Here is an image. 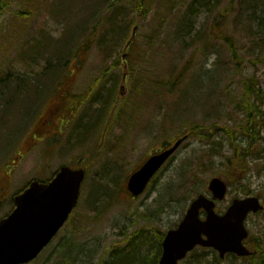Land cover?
Here are the masks:
<instances>
[{
  "label": "rangeland",
  "instance_id": "374dc122",
  "mask_svg": "<svg viewBox=\"0 0 264 264\" xmlns=\"http://www.w3.org/2000/svg\"><path fill=\"white\" fill-rule=\"evenodd\" d=\"M110 1L113 8L108 0H0V180L7 178L0 218L30 180L64 164L87 170L78 218L31 264H109L113 247L134 238L146 243L136 258L152 254L194 197H211L215 175L229 183L219 212L248 194L264 204V0ZM105 17L126 20V39L110 53L105 41L117 31L102 42L100 25L93 48L64 69L47 99L59 77L52 65ZM246 82L256 85L254 95ZM109 90V104L92 103L98 94L109 99ZM184 132L134 198L128 177ZM246 227L245 242L259 254L221 258L199 246L180 264H264V209L250 213Z\"/></svg>",
  "mask_w": 264,
  "mask_h": 264
},
{
  "label": "water",
  "instance_id": "95a60500",
  "mask_svg": "<svg viewBox=\"0 0 264 264\" xmlns=\"http://www.w3.org/2000/svg\"><path fill=\"white\" fill-rule=\"evenodd\" d=\"M186 138L187 135L149 156L128 178V189L134 196L145 191L151 178ZM86 174L82 167L63 165L48 181L34 179L15 195L13 211L0 220V264L26 263L39 255L77 207ZM208 188L213 198L205 194L195 197L180 224L165 233L158 264H178L199 245L218 250L221 257L228 252L241 256L252 254L244 242L249 236L245 219L250 212L264 209L260 198L252 195L237 197L222 214L215 206L217 199H225L227 180L214 176ZM202 210L206 211L204 219L200 216Z\"/></svg>",
  "mask_w": 264,
  "mask_h": 264
},
{
  "label": "trees",
  "instance_id": "16d2710c",
  "mask_svg": "<svg viewBox=\"0 0 264 264\" xmlns=\"http://www.w3.org/2000/svg\"><path fill=\"white\" fill-rule=\"evenodd\" d=\"M108 1H109V7L113 8L115 6L113 4V2L110 1V0H108ZM141 4L143 5V3H139V5H141ZM256 15L257 14L255 12L254 13V17ZM102 18L99 19L97 22H95V24L92 23L93 26H92L91 30L89 32H87V33H84L85 37H84V39L81 42H78L77 44H75V46L73 44L71 53H69L68 55L63 56V57L60 56L61 58L58 59L59 60L58 64L52 65L51 70L55 69L56 67L59 70L58 71L59 77H58L57 81L53 84L52 89H49L50 91L48 93L47 99L52 97L53 92H55V89H53V88L61 83L60 80L64 79V77H65V70L64 69H66L67 67H70L71 63L73 64L75 61H77V62L80 61L79 53H81L82 50L93 48V45L95 44V41L97 39L96 37L99 36V33L101 31V26L103 25V23L106 24L107 31L105 32L104 36L101 39L102 42L105 41L104 39H107L108 33L112 32V31L109 32V30H111L113 28L112 29L113 31L114 30L117 31V36L116 37H114L113 39H110V41H108V42L105 41V44L107 43L108 50H110L109 51L110 53H112V51L117 49L118 45H121L123 43L122 40L126 39V38L124 39L123 34H122L123 30L127 29L126 20H121V21H117V23H114L113 20H108L105 17V20L101 22ZM258 20H260V19H258ZM108 22H110V23H108ZM263 23H264V21H263ZM108 24H110L109 27H108ZM260 39H262L261 42L264 43V40H263L264 38L261 37ZM71 41H72V43H74L73 39L70 40V42ZM132 46L133 45H131L130 47L132 48ZM134 80H136V77L133 78V81ZM92 89L93 88H91L90 91ZM256 90H257L256 89V85H254V83H252V82H246L245 83V92H246L247 96L254 95ZM109 91H110L109 94H108L109 99L107 98L105 100V98L101 94H98L97 97H93L92 98V100H91L92 103L93 102H98V100H100V101L104 102L103 104H105V103L109 104V102H111V100H112V97L115 95L114 94L115 91H112V90H109ZM72 94H73V96L75 98L76 97H84V98H86V99H84L82 106L85 104V102H87L88 95L80 94V93H75V94L72 93ZM59 106H60V104H59ZM124 112H125V109L123 110V113ZM99 114H100V116L104 115L102 113V110H100ZM124 115H125V113H124ZM83 126L87 127L88 129H90L91 127L94 128L92 125H89V124L87 126L86 125H83ZM88 126H90V127H88ZM197 127L198 126H193V127L190 126V129L194 130ZM90 130H92V129H90ZM187 133L188 132H184V135H186ZM87 217H88L87 215L83 216L81 214L82 222L85 221L87 219ZM73 218H74V220H76L78 218L77 214ZM163 237L164 236L161 234L160 240L156 244L157 246L155 244H153V246L157 247V250L154 253L141 255L139 259L136 258V257L138 256L139 251L142 249V246L146 245L145 242H143V244H142V241L140 239H138V240H136V238L131 239L128 242L127 248L126 247H119V246L113 247L114 250L112 251V254H110L109 259H111V260H110L109 264H157V261H159V258H160L159 255H160L161 249H162L161 241H162ZM135 240H136V242H135ZM127 258L131 259V261L127 262V263H123V261H126ZM120 259H123V260H120Z\"/></svg>",
  "mask_w": 264,
  "mask_h": 264
},
{
  "label": "flooded vegetation",
  "instance_id": "af4514ba",
  "mask_svg": "<svg viewBox=\"0 0 264 264\" xmlns=\"http://www.w3.org/2000/svg\"><path fill=\"white\" fill-rule=\"evenodd\" d=\"M6 187H7V178H3V179L0 180V201L4 199L3 194L6 191ZM249 249L252 251V254L248 258H251L252 256L256 255L257 253L259 254V250L258 249H253L252 247H249ZM228 255L237 256L236 254H233V253H228ZM228 255H226L224 258H226ZM31 263L32 262H26V264H31ZM21 264H25V263H21Z\"/></svg>",
  "mask_w": 264,
  "mask_h": 264
}]
</instances>
